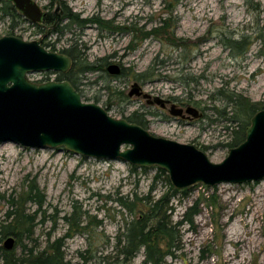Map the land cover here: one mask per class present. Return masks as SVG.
Masks as SVG:
<instances>
[{"label":"rangeland","instance_id":"1","mask_svg":"<svg viewBox=\"0 0 264 264\" xmlns=\"http://www.w3.org/2000/svg\"><path fill=\"white\" fill-rule=\"evenodd\" d=\"M34 1L46 14L60 17L56 22L59 32L53 33V28L42 31L23 16H4L0 2V38L13 36L54 44L49 48L57 53L75 45L89 63L104 65L105 70L111 64L126 69V75L118 78L105 71L78 75L76 84L83 101L100 105L117 119L138 111L152 135L194 145L214 164L228 157L233 149L228 146L232 131L238 128L219 114L226 105L220 91L244 96L260 108L264 104V0L250 4L245 0H179L176 4L171 0ZM63 2L80 20L90 22L84 27L70 26L67 20L60 23ZM163 19L170 26L162 30V39L171 36L175 27V38H170L172 42L177 40L180 48L154 35L137 40L142 33L161 29ZM106 26L115 32H108ZM242 36L252 41V47L244 56L232 54L223 41ZM133 43L137 47L131 50ZM150 69L154 75L147 74ZM57 74H34L29 80L55 81ZM185 77L193 82L181 80ZM135 83L153 97L176 100L178 105L189 103L203 116L175 120L159 105L149 106L144 99L130 98ZM227 111L231 112V107ZM132 167L123 161L85 158L59 148L0 145V222L9 210L8 201L19 199L32 184L46 200L34 220L35 235L24 238L17 252L43 250L49 242L64 237L69 230L64 217L70 216L76 205L90 224L82 235L70 232L72 236L65 240L66 259L74 264H124L116 262L113 246L132 217L120 201L135 202L134 214L138 215L143 206L136 196L158 199L169 190L159 168ZM178 191L186 193H179L172 202L173 222L181 221L190 207L197 206L199 213L193 225L178 229L179 250L166 259V264H264V180L213 187L197 184ZM26 207L30 215L38 210L31 203ZM79 253H86V260ZM109 256L111 259L103 261ZM143 261L141 252L128 264Z\"/></svg>","mask_w":264,"mask_h":264},{"label":"water","instance_id":"2","mask_svg":"<svg viewBox=\"0 0 264 264\" xmlns=\"http://www.w3.org/2000/svg\"><path fill=\"white\" fill-rule=\"evenodd\" d=\"M31 24H42L45 12L34 0H6ZM71 58L51 52L37 42L13 36L0 38V145L11 143L26 149H64L85 158L119 160L139 168L157 167L165 171L172 186L185 190L197 184H245L264 180V110L256 113L246 130L244 143L230 150L219 164L210 161L194 145L152 135L126 119H117L98 104L82 100L68 81L36 83L34 74H65ZM118 76L121 68L108 67ZM135 83L129 97L139 96ZM155 103L165 106L162 98ZM183 109L172 105L173 117L185 118ZM186 114L200 119V111L189 106ZM125 148V149H123ZM15 246L9 237L4 248Z\"/></svg>","mask_w":264,"mask_h":264},{"label":"trees","instance_id":"3","mask_svg":"<svg viewBox=\"0 0 264 264\" xmlns=\"http://www.w3.org/2000/svg\"><path fill=\"white\" fill-rule=\"evenodd\" d=\"M173 3H177L179 0H171ZM254 0H245L247 4H250ZM2 3V9L4 16H9L12 18L22 17V15L14 8V6L6 1L0 0ZM257 6H260L259 4ZM63 16L61 17L60 23L67 20L71 25H77L79 27H84L90 21L80 20L79 15L72 13V11L62 3ZM173 12H171L172 14ZM172 17H170L171 19ZM57 21V15L47 14L44 19V25L52 27ZM107 25L111 23H105ZM162 28L155 29L150 33H142L141 37H137V40L143 41L151 36L166 41L169 45L172 42V38H175V27L171 36L163 38L161 36L162 30L168 28L169 22L167 19L161 20ZM41 27V25H37ZM108 32L114 33V28L106 26ZM53 33H58V27L52 30ZM172 46L180 48L175 42L177 40L173 39ZM135 42V40L133 41ZM225 47L228 48L232 54L236 55H246L250 48L252 47V41L246 36H242L239 39H225ZM47 50L51 52H56L53 44H41ZM134 43L129 49L134 50L136 47ZM61 53L68 55L72 61V69L65 74L58 73L56 80L59 82L68 81L71 85L78 91L77 76L85 75L90 72L105 71L104 65H97L96 62L89 63L85 59L84 53L77 51L76 46L72 45L69 49L63 50ZM264 55V49L261 51ZM159 57H157L153 63H158ZM104 63L107 59L101 60ZM151 70V71H150ZM149 70V75H154L152 69ZM50 74V73H49ZM122 75H126V69H122ZM188 76V75H186ZM181 80H187L189 83L193 82V79L189 81L186 77ZM46 81V80H44ZM189 85V84H188ZM222 93L223 98L226 100L225 109L223 112L219 113L222 118H225L232 125L238 124V128L233 129V140L228 143L231 148L238 147L246 140V130L251 124L253 116L261 110H264V104L262 108L258 103H251L244 96L239 94ZM225 96V97H224ZM189 104V103H188ZM198 104V103H196ZM231 107V112H228V108ZM231 114V115H230ZM130 123H135L143 128H145L141 117H139L138 112H134L128 118H125ZM133 170L137 167L133 166ZM160 174L166 176V180L169 183V190L167 193L163 194L158 199H153L151 196H146L142 199L137 198L136 200L142 202V208L139 210L138 215H135L136 203H128L125 201H120L121 206L126 208L131 214V220L125 223L123 231L119 233L116 237V242L113 246L114 258L117 259L116 262L128 264L135 260V258L142 252L144 255L143 264H166V259L168 257H174L175 252L179 250V228L184 225H193L194 217L198 215L199 211L197 206L190 207L183 219L177 223L172 220V213L174 211L173 200L177 197L179 193H186V191H178L171 184L168 175L162 169H158ZM40 189L37 185H30L27 192L20 196L19 199L9 200V210L5 215V219L0 222V243L5 239L12 237L15 239L16 247L10 251L6 250L4 246H0L1 260L3 264H74L66 259L65 252V240L72 236L70 232L82 235L85 230L88 229L89 222H86V218L81 209L74 205L73 212L70 216L64 217V220L69 226V230L64 237L58 238L53 242H49L47 247L43 250L35 249H24L21 253L17 252L18 246L22 245L24 238H32L35 235L36 223H34L36 215L41 211V208L45 204L46 200L44 195H41ZM28 203L34 204L38 207L35 215H30L26 212ZM87 223V224H86ZM89 250L86 251L88 253ZM79 253L82 259L86 260L85 254ZM102 258V257H101ZM88 259V258H87ZM109 257H103V261H108ZM80 264V263H76ZM82 264V263H81ZM102 264V263H101Z\"/></svg>","mask_w":264,"mask_h":264},{"label":"flooded vegetation","instance_id":"4","mask_svg":"<svg viewBox=\"0 0 264 264\" xmlns=\"http://www.w3.org/2000/svg\"><path fill=\"white\" fill-rule=\"evenodd\" d=\"M46 13H45V17H46ZM57 15V14H56ZM60 17L57 15V19H59ZM45 19V18H44ZM57 22V21H56ZM39 25H41V30L42 31H44L45 29H47V28H56V25H57V23H55V25L54 26H52V27H49V26H46V25H44V21H43V23L42 24H39ZM46 44V43H45ZM46 45H48V44H46ZM72 60V59H71ZM112 65V64H111ZM72 66H73V61H72ZM110 66V65H109ZM108 66V67H109ZM108 67L106 68V70H105V72H107L108 74H109V72H108ZM120 67V66H119ZM121 68V67H120ZM71 69H72V67H71ZM70 69V70H71ZM122 69L123 68H121V74L120 75H118V76H114V75H110L109 74V76H112V77H115V78H118V77H120V76H122ZM102 71V70H101ZM57 74V73H56ZM30 78V77H29ZM49 80V79H48ZM55 81H57V80H55ZM57 82H59V81H57ZM38 83H43L42 81H39ZM137 84H139V83H137ZM133 86V85H132ZM139 86L141 87V91H140V95L139 96H134V97H137V98H140V99H144V100H146V103L149 105V106H157V104L155 103V98L156 97H153L152 95H150V94H147V93H145L144 92V88L139 84ZM79 89V88H78ZM78 93H80V95H81V97H82V91L79 89L78 91H77ZM130 93V92H129ZM128 96H129V94H128ZM130 98H133V97H130ZM163 99V98H162ZM83 100V99H82ZM164 101H165V106L164 107H161L160 105V108L162 109V110H164V111H166V110H168L169 111V114H170V108H171V106L172 105H176L178 108H181V109H183V115L185 116V118H180V117H174L175 118V120H179V119H181V120H187V121H190V120H193V119H191L190 117H189V115H187L186 114V109H187V107H189L190 105L188 104V103H183V102H181L180 103V105H178L177 103H179V102H176V100H166V99H163ZM138 112V111H137ZM138 115H139V117H141V118H143L142 119V121H143V124H144V117L142 116V115H140L139 113H138ZM171 115V114H170ZM172 116V115H171ZM173 117V116H172ZM142 127V126H141Z\"/></svg>","mask_w":264,"mask_h":264},{"label":"built area","instance_id":"5","mask_svg":"<svg viewBox=\"0 0 264 264\" xmlns=\"http://www.w3.org/2000/svg\"><path fill=\"white\" fill-rule=\"evenodd\" d=\"M30 78L32 77V75L31 76H29Z\"/></svg>","mask_w":264,"mask_h":264}]
</instances>
